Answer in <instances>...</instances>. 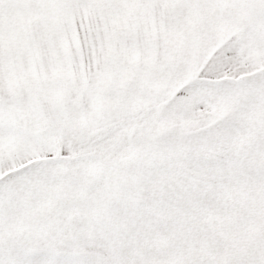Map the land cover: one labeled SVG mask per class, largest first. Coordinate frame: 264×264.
Here are the masks:
<instances>
[{
	"label": "snow or ice",
	"instance_id": "obj_1",
	"mask_svg": "<svg viewBox=\"0 0 264 264\" xmlns=\"http://www.w3.org/2000/svg\"><path fill=\"white\" fill-rule=\"evenodd\" d=\"M0 264H264V0H0Z\"/></svg>",
	"mask_w": 264,
	"mask_h": 264
}]
</instances>
